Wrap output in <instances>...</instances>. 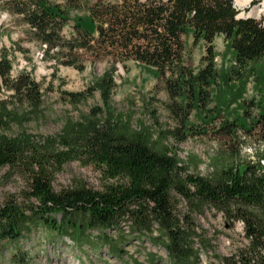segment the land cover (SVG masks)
Returning <instances> with one entry per match:
<instances>
[{"label":"trees","instance_id":"16d2710c","mask_svg":"<svg viewBox=\"0 0 264 264\" xmlns=\"http://www.w3.org/2000/svg\"><path fill=\"white\" fill-rule=\"evenodd\" d=\"M4 14L47 53L65 54L63 64L83 69L82 50L112 67L86 92L68 94L78 104L98 92L100 105L67 118L58 135L37 138L25 126L43 118L41 85L28 72L12 77L2 53L0 169L16 172L26 187L0 203V264H32L35 255L24 240L56 248L63 238L84 252L108 248L117 258L131 242H146L164 249L171 264H202L201 250L211 251L213 243L199 232L197 217L211 209L231 225L243 222L248 240L235 253L215 255L219 263L264 264V153L255 161L241 156L245 140L264 144V21L239 18L235 0H0V18ZM68 27L70 38L63 34ZM190 35L207 48L199 69L185 60ZM218 36L234 59L228 70L215 64ZM129 61L158 76L167 100L155 102L166 121L156 110L149 111V124L113 108L117 63ZM250 74L260 98L242 99L241 114L230 119L223 90L240 82L237 102ZM216 89L220 100L211 105ZM195 137L223 146L210 160V177L193 173L178 156L176 146ZM74 161L98 169L103 187L75 181L57 191L55 175Z\"/></svg>","mask_w":264,"mask_h":264},{"label":"rangeland","instance_id":"374dc122","mask_svg":"<svg viewBox=\"0 0 264 264\" xmlns=\"http://www.w3.org/2000/svg\"><path fill=\"white\" fill-rule=\"evenodd\" d=\"M237 1V0H236ZM237 9L245 16L252 14L254 8H264V0H252L248 5L241 6L237 3ZM254 15V14H253ZM258 20L264 21V12L260 16L254 15ZM2 27V39L0 42V57L5 51L11 61L12 77L21 73H30L41 85L44 95L43 110L44 115L40 120H32L26 124L25 128L30 134L37 138L58 135L64 127V121L68 119H79L87 115L92 107L101 104L100 93L94 92L81 103H71L68 94L86 92L102 74L112 67V63L107 59L94 60L93 57L82 50L78 51L77 59L83 63L84 68L78 69L74 65H66L62 62L67 59L65 54L56 52L47 53L46 47L42 43L30 39L25 33V27L16 23L7 14L0 18ZM71 27L65 29L63 34L71 37ZM186 62L199 69L204 66L203 57L206 54V45L203 42H194L192 35L185 38ZM215 64L218 71L229 69L234 65L231 51L223 36L215 38L214 42ZM56 55V56H55ZM247 76L243 95L234 102L233 96L238 90L239 84L233 83L231 90H223L226 96L223 99L228 104L229 118L241 114L239 103L242 99L251 100L260 98V85H257L255 74ZM114 77L116 78V88L112 96V106L122 112L135 113V117H141L144 121L151 123L149 111L156 110L161 121H166L167 114L164 108L156 104V98L162 102L167 100V93L163 90V85L153 70L146 68L134 61L117 63ZM217 90V89H216ZM214 95L211 105H215L219 95ZM195 114L191 117L195 121ZM177 147L178 156L189 164L193 173L210 177L213 168L210 160L217 155H221L223 146L212 138L195 137L180 143ZM264 153V144H259L253 140H245L241 146V156L243 160L255 161L258 154ZM80 181L89 187L101 189L104 185L101 173L92 165H84L79 161L65 164L62 170L55 175L53 180L54 188L60 191L69 188ZM24 180L8 168L0 169V203L10 195H18L25 189ZM199 232L213 243L211 251L201 250L200 256L202 264H220L215 255L228 256L243 248L248 243L244 236V225L237 222L231 225L226 221L222 213L213 209L205 210V213L198 215ZM34 240H24L22 246L27 250H33L35 255L32 264H171L169 257L162 248L151 246L149 243L131 242L124 248L127 254L122 258L108 254V248L101 253H95L88 248L87 252L72 245L68 238H63L55 248L49 242ZM150 253H154L150 257ZM4 260L0 262L3 263Z\"/></svg>","mask_w":264,"mask_h":264},{"label":"bare ground","instance_id":"6f19581e","mask_svg":"<svg viewBox=\"0 0 264 264\" xmlns=\"http://www.w3.org/2000/svg\"><path fill=\"white\" fill-rule=\"evenodd\" d=\"M252 0H237V3L241 6L248 5ZM264 8L258 9L257 7L252 10V14L260 16L263 14Z\"/></svg>","mask_w":264,"mask_h":264},{"label":"water","instance_id":"95a60500","mask_svg":"<svg viewBox=\"0 0 264 264\" xmlns=\"http://www.w3.org/2000/svg\"><path fill=\"white\" fill-rule=\"evenodd\" d=\"M235 4H237V2H235ZM238 17L239 18H251V17H254V16L251 13L249 15H247V16H245V14H243V13H240L238 15Z\"/></svg>","mask_w":264,"mask_h":264},{"label":"built area","instance_id":"2783aa9c","mask_svg":"<svg viewBox=\"0 0 264 264\" xmlns=\"http://www.w3.org/2000/svg\"><path fill=\"white\" fill-rule=\"evenodd\" d=\"M239 223H241V222H239ZM241 224L243 225V222Z\"/></svg>","mask_w":264,"mask_h":264}]
</instances>
